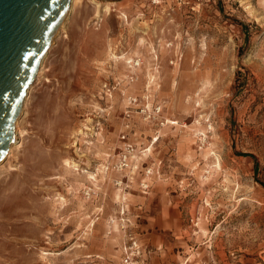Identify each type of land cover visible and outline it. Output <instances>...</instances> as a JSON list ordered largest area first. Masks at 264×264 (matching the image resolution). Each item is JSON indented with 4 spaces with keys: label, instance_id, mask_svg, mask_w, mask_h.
<instances>
[{
    "label": "rangeland",
    "instance_id": "1",
    "mask_svg": "<svg viewBox=\"0 0 264 264\" xmlns=\"http://www.w3.org/2000/svg\"><path fill=\"white\" fill-rule=\"evenodd\" d=\"M69 5L0 160V264H264V0Z\"/></svg>",
    "mask_w": 264,
    "mask_h": 264
},
{
    "label": "water",
    "instance_id": "2",
    "mask_svg": "<svg viewBox=\"0 0 264 264\" xmlns=\"http://www.w3.org/2000/svg\"><path fill=\"white\" fill-rule=\"evenodd\" d=\"M68 5L69 0H0V160L12 141L21 98Z\"/></svg>",
    "mask_w": 264,
    "mask_h": 264
},
{
    "label": "bare ground",
    "instance_id": "3",
    "mask_svg": "<svg viewBox=\"0 0 264 264\" xmlns=\"http://www.w3.org/2000/svg\"><path fill=\"white\" fill-rule=\"evenodd\" d=\"M73 1H76V0H70V5L73 3ZM70 5H69V6H70ZM67 9H69V8H67ZM67 9L65 10L63 16L61 17L59 23L57 24V26L55 27V29H54V31H53V34H52V36H51V41H52L53 37L56 35V33L58 32V30H60L59 28L62 27V24H63V22H64V20H65V17L67 16V12H68ZM43 57H44V56L41 57L40 61L43 59ZM40 61H39V64L42 63V61H41V63H40ZM38 67H39V65H38ZM38 67H37V70H38ZM37 70H36V72H35V75H36V73L39 72V71H37ZM39 70H40V69H39ZM40 71H41V70H40ZM34 77H35V76H34ZM29 88H30V84H29V85L27 86V88L25 89L24 96L21 98L20 104H19V106H18V108H17L16 114H15V117H14V120H13V125H12V134H13V137H12V141L9 143L8 148H7L8 154L11 152V149H12L14 143H15V139H16V138L18 137V135L21 134V132H22V130L20 129V126L22 125V122H23V120H21V119H22L21 116H22V114H24V112H23V104L25 103V102H24V99H25L26 94H27L28 91H29ZM26 115H27V114H26ZM20 117H21V118H20ZM24 117H25V116H24ZM22 136H23V135H22ZM6 153H7V152H6ZM5 155H6V154H5Z\"/></svg>",
    "mask_w": 264,
    "mask_h": 264
},
{
    "label": "built area",
    "instance_id": "4",
    "mask_svg": "<svg viewBox=\"0 0 264 264\" xmlns=\"http://www.w3.org/2000/svg\"><path fill=\"white\" fill-rule=\"evenodd\" d=\"M121 138H124V135L121 136ZM133 151V145L129 141H123L122 150L119 154V158L117 162L115 163V167L117 169L127 168L129 166V159L131 157ZM147 173H149V170H147ZM141 188L143 190H146L149 186V184L146 181H141L140 183ZM130 257L128 255H124L121 259V264H130Z\"/></svg>",
    "mask_w": 264,
    "mask_h": 264
},
{
    "label": "crops",
    "instance_id": "5",
    "mask_svg": "<svg viewBox=\"0 0 264 264\" xmlns=\"http://www.w3.org/2000/svg\"><path fill=\"white\" fill-rule=\"evenodd\" d=\"M120 262H121V260H120Z\"/></svg>",
    "mask_w": 264,
    "mask_h": 264
}]
</instances>
